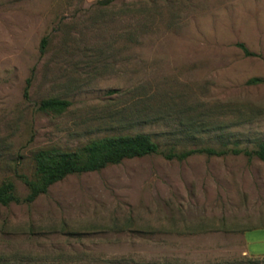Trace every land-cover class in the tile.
Wrapping results in <instances>:
<instances>
[{
  "label": "rangeland",
  "instance_id": "obj_1",
  "mask_svg": "<svg viewBox=\"0 0 264 264\" xmlns=\"http://www.w3.org/2000/svg\"><path fill=\"white\" fill-rule=\"evenodd\" d=\"M250 77L264 0H0V183L22 198L39 148L137 132L158 146L0 204V264L238 262L255 256L243 233L264 250V162L230 151L264 138ZM49 97L68 105L39 110ZM205 147L226 152L175 157Z\"/></svg>",
  "mask_w": 264,
  "mask_h": 264
},
{
  "label": "trees",
  "instance_id": "obj_2",
  "mask_svg": "<svg viewBox=\"0 0 264 264\" xmlns=\"http://www.w3.org/2000/svg\"><path fill=\"white\" fill-rule=\"evenodd\" d=\"M44 39L41 40L43 44ZM247 55L242 43H237ZM248 84L264 83V77H250ZM68 105L66 100L54 97L40 100L38 109L42 111L61 112ZM158 151L157 144L147 133L137 132L130 134H109L93 137L85 142L69 149L46 147L37 149L33 155L34 176L28 178L21 176L27 188V193L19 198L13 191V184L4 180L0 183V204L7 205L10 202H31L39 194L46 192L47 188L56 181L61 180L68 174L83 173L99 170L106 165L119 163L125 158L140 157ZM234 154L242 153L248 158L255 157L264 162V138L256 142L254 148H231ZM193 152H205L207 154H224L226 150H216L210 147L200 149H188L175 154L181 160ZM173 156L168 153L166 157ZM143 264H198L184 262H152ZM208 264H264V254L258 256L242 257L238 262L225 261Z\"/></svg>",
  "mask_w": 264,
  "mask_h": 264
},
{
  "label": "crops",
  "instance_id": "obj_3",
  "mask_svg": "<svg viewBox=\"0 0 264 264\" xmlns=\"http://www.w3.org/2000/svg\"><path fill=\"white\" fill-rule=\"evenodd\" d=\"M262 230H264V228ZM243 240H244V251H245V253H249V254H252L255 256L264 254V250H257V249L252 248V247L248 248L249 243H251V239L249 237L247 238L245 233H243Z\"/></svg>",
  "mask_w": 264,
  "mask_h": 264
}]
</instances>
